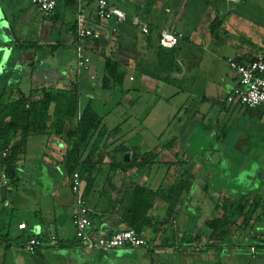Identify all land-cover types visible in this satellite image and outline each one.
<instances>
[{"label":"crops","instance_id":"1","mask_svg":"<svg viewBox=\"0 0 264 264\" xmlns=\"http://www.w3.org/2000/svg\"><path fill=\"white\" fill-rule=\"evenodd\" d=\"M107 1L121 8L117 2ZM243 1L125 0L126 6L135 11L127 14L140 16L149 27L150 34L146 36L131 24L118 26L99 20L98 0H87L90 25L98 37L84 43L91 64L87 71L79 74L77 7L74 3L61 1L52 15L45 16L30 0H0V99L16 101L24 94L35 102L40 100L44 89H77L80 95L78 114L67 123L63 136L46 133L27 137L24 150L16 161L18 179L15 184L3 179L5 173L0 167V264H8L10 259L15 264H119L121 262L117 260L127 256H144L143 250L130 247L99 254L87 250L76 239L75 199L64 158L73 142L69 135L76 130L88 106L102 117L100 134L93 140V143H99L91 159L95 165L92 175L95 183L86 195L91 230L99 236L131 229L123 218L129 204L127 195L135 185L157 190L160 187L152 188L153 176H158L162 182L172 173L166 175L162 167L150 174L147 170L134 169L124 173L118 168L121 162H126L125 156L131 155V151L122 154L113 147L119 139L115 136L119 135L121 125L116 121L117 130L111 134L110 120L112 114L124 109L125 105L131 108L127 119L131 142L134 135L145 130V140L141 138L131 147L127 142L122 144L128 149L140 146L143 152L151 153L154 148L175 139V145L183 148L182 159L199 162L196 166L202 160L212 163L215 156L218 161L227 162V166L237 160H246L247 155L250 160H262L264 150L257 159L258 154L254 148H249V144L260 134L258 125L264 123V108L250 110L228 102V96L238 86V78L229 68L228 60L247 63L264 48V43L258 39L259 36L262 39L263 33L257 35L258 40L251 39L245 35V30L240 32L234 26L235 12ZM191 10L198 16L206 13L208 20L203 27L197 24L200 17H191ZM214 23L220 25L214 28ZM171 28L180 34L181 41L174 49L177 68L168 75L159 70V36L163 30ZM109 59L125 71L117 88L104 81ZM144 97L150 100L145 110L137 111ZM163 105L172 106L165 108L172 113L171 120L177 122V132L167 142L162 141L166 130L159 136L148 130L152 128L150 118L158 107L164 112ZM143 114L147 115L146 125L141 120ZM22 138L21 133L12 134L10 146H15ZM197 138L200 142L194 144ZM191 145L197 150L204 145L210 148L205 153L196 150L194 153ZM160 150L162 155L163 147ZM90 152L91 147L82 155V163ZM1 156L5 153L0 154V164ZM132 158L131 155V161ZM207 171L204 170L208 178ZM191 183L190 192L194 195L199 190L194 181ZM207 183L211 192V180L207 179ZM183 207L189 209V220L197 225L195 204L186 201ZM156 208L159 213L154 211ZM167 209L166 203L156 202L149 213L154 225L159 226V222L167 220ZM22 224L26 229H20ZM166 224L144 230L142 236L147 241V248L151 249L156 241L166 237L167 240H178L177 234L173 236L165 230ZM52 237L58 240V245H51ZM29 239L42 240L44 246L30 254L25 250Z\"/></svg>","mask_w":264,"mask_h":264},{"label":"trees","instance_id":"2","mask_svg":"<svg viewBox=\"0 0 264 264\" xmlns=\"http://www.w3.org/2000/svg\"><path fill=\"white\" fill-rule=\"evenodd\" d=\"M219 25L214 23L213 27L215 28ZM174 49L167 50L161 47L159 54L160 62L158 64L161 73L171 75L176 70ZM105 70V83L112 84V87L114 86L113 88L119 87L120 79L125 74L123 68L117 62L109 59L105 65ZM79 99L80 95L77 89L57 91L44 89L40 100L35 102H32L24 94L20 95L16 101L0 99V154H6V156H1L0 167L10 182L15 184L18 179L16 161L24 150L27 137L44 135L46 133H51L56 137L63 136L67 123L75 119L78 114ZM101 126L102 117L92 106H88L81 115L76 130L69 135V138L73 139V142L64 158L65 168L68 175H72L78 171L82 180L87 175V184L84 187L85 197L91 192L95 183L94 178H92L95 165L91 159L93 157L92 155L99 148V143H93V140L96 135L100 134L98 132ZM16 133H21L23 138L19 143L11 147V136ZM174 145L175 139H172L164 148L171 150ZM90 147L91 152L82 163V155ZM209 148V146L204 145L199 146L198 150H195L196 152L200 151L201 153H205V150ZM117 149L122 154L130 152L123 145ZM139 159H142V163L140 164L138 163ZM205 162L207 161L202 160V163ZM156 163V157L148 153L143 156L134 155L131 162H121L118 168L126 173L135 167H138L139 171H142L146 167L147 173L150 174ZM198 163L197 161H191L181 164H170V168L180 166L181 169L178 172L174 184L167 191L162 188L154 190L146 186L135 185L133 191L127 195L129 204L123 215L124 220L130 228L142 236L147 227L158 228L169 222L174 209L179 203L178 199L185 194H187V200L192 199L193 193L190 192L192 171ZM221 163H219V166ZM225 165H228L227 162H225ZM230 166L223 171H228L231 168ZM206 170H208V179L212 181L216 177V172H212L210 168ZM261 184H264V182ZM229 192L231 197L236 198V200L232 202L227 200L224 204L217 205L216 210L223 208L224 211H228L223 219L214 217L212 220L205 222V227L211 233L209 239L212 243H208L204 248L205 250L201 249V252L205 251L207 253L213 251L215 254L218 252L217 256L220 255L221 257L223 253L226 254V247L232 241L234 229L238 228L248 231L251 226L256 229V223L264 220V198L260 194V190L240 191L237 188H233ZM159 201L168 205V217L167 220L158 221L159 226H156L153 224V218L149 216V213L156 202ZM202 237V234H198L193 239L194 242H186L190 246H183L185 243L184 238L181 240L182 245L178 249L181 247L193 248V244H199ZM236 246L240 247L237 248L236 253H248L250 256V258L247 256L246 264L260 263L261 261L264 264V238L258 239L257 235L253 236V238L246 237L244 242Z\"/></svg>","mask_w":264,"mask_h":264},{"label":"rangeland","instance_id":"3","mask_svg":"<svg viewBox=\"0 0 264 264\" xmlns=\"http://www.w3.org/2000/svg\"><path fill=\"white\" fill-rule=\"evenodd\" d=\"M110 1L113 3L117 2L122 10H124L129 15L135 13L132 7L126 6L125 0ZM238 8L239 9L237 12H235L234 16V26L238 27L237 29L240 30V32L245 30V33L247 32L245 35H248L249 38L256 40L259 39L260 43H264V41H262V39H264V36L262 37V39L260 38V36H257L260 33H263L264 35V0H244L243 3L238 6ZM190 12L191 17H200L199 23H197L200 27H203L207 23L208 19L205 17L206 13H204V15L200 12L199 15L202 14L201 17L198 16V13L194 10H191ZM224 25L225 23H223V27H225ZM148 100H150L148 99V97H144L140 102L141 105H138L137 111L145 110V105ZM165 107L169 109L172 106L169 107L163 105L162 108L164 109V112H162V109L158 107L153 113V116L150 118L149 124H151L152 128H148V130L154 136H159L162 131L166 130V134L164 135L162 141L167 142L170 140L169 138H171V136L177 132L175 127L177 122H173V120H171L172 113L166 110ZM130 109L131 108L129 106L125 105L124 109L121 108L120 110L112 114L110 120V133L114 134L117 130V128H115L116 121L117 125H121L119 135L115 136L116 139H119L116 140L113 146L114 148H120L125 142H127V145L131 147L135 141H140L141 138H144V129H142V132H138L137 135L133 136L134 141L131 142L132 139H129L128 137L129 123L127 122V119H129L130 116ZM141 115L142 114H140V116ZM146 116L147 115L143 114L141 119L142 123L144 124ZM154 122L157 123L153 125L152 123ZM258 127V132L260 134L253 138L251 140V143L249 144V148H254L253 150L255 154H258L257 159L260 158V153L264 150V123L262 125H258ZM143 140H145V138ZM195 142L199 143L200 139L197 138L196 141H194V144ZM161 147H163L162 155L160 150ZM191 148L192 152L195 153V146L191 145L190 149ZM182 149L180 146L174 145L171 150H168L165 149L163 145L152 150L151 155L155 156L157 161L156 165L153 167V170H159L162 167V170L166 172V175H168L172 171L171 175H169L167 178H164L162 182L159 181L160 178L158 176L155 177L154 175L153 180H155V183H153L152 188L160 187V189L162 188L163 190L167 191L172 187L181 167L178 166L170 168L169 165L191 162L190 160L182 159ZM128 150L131 151L130 153L132 156H143L145 154H148L143 152L140 146H134ZM194 153H192V155H195ZM217 157L218 156H215L212 163H200L194 168L195 171L192 175L191 182H195V184L198 186L199 191L193 195L192 199H190L189 201V204H195L194 211L197 214L195 224H197L198 222L199 223L197 225H194V222L192 223L189 220L190 216L188 209L186 207L181 208L184 202H188L187 194H185L183 197L178 199L179 203L174 209L176 210V212L174 211L172 213L169 222L165 225V230L169 233L171 232L170 234L173 236L174 234H177L176 237L178 238V240H167V237L164 239H160L155 242L156 245H154V247H152L151 249L150 247L139 248L143 250L142 254H144V256H127L125 258L117 260L118 262H121L119 264H151V262L152 264H246L245 261H247V256H249L248 253H236L237 248H240L236 245L244 242V239L246 237L253 238V236L257 235L258 239L264 238V220H260V223H256L257 230L253 226H251L248 231L238 228L234 229L232 241L229 246L226 247V254L223 253L221 257L220 255L217 256L218 252H216V254L213 251L207 253H205V251L201 252V249H204L208 243H212V241L209 239V235L211 233L208 228L205 227V222L207 220H212L214 217L223 219L226 216L228 211H224L223 208H218L216 210V207L218 204H224L227 200L231 202L236 200V198L231 197L229 192L233 188H237L240 191L260 190V194L264 198V184H261L262 182H264V157L262 158V160H250L248 159L250 156L247 155L245 156L246 160L244 161L237 160L231 162V168L226 172L223 170L228 169L229 166L226 167L225 162L218 161ZM242 157H244V155ZM107 162L109 163L110 161ZM220 162L222 163L219 166ZM138 163H142V159H139ZM206 165L208 168L210 167L212 172H216V177H214L210 184L211 192L208 191V178L206 177L204 172V170L207 169ZM134 170L139 171L138 167H135ZM144 170H146V167L142 170V172ZM86 182L87 177L83 181V186H85ZM251 197L253 196L251 195ZM154 211H156V213L160 212L159 208H156ZM174 214L177 215L175 216ZM194 226H196L194 235L196 236L198 234H202L203 236L200 240V243L193 244V248L184 247V249L182 250L178 249V247L182 245V238H185V243L183 244V246H190L186 242H194L193 238L195 237L192 236L194 232ZM184 233L185 235H183ZM174 250L179 251L177 252ZM262 262L263 261H261L260 263L256 262L251 264H262ZM8 264L15 263L14 261L12 262V259H10Z\"/></svg>","mask_w":264,"mask_h":264},{"label":"built area","instance_id":"4","mask_svg":"<svg viewBox=\"0 0 264 264\" xmlns=\"http://www.w3.org/2000/svg\"><path fill=\"white\" fill-rule=\"evenodd\" d=\"M30 1L45 16L52 15L61 1H68L76 5L77 71L79 74L87 71L91 64V58L84 47V43L98 37L90 25L86 9L87 0ZM97 17L101 21L114 22L118 26L131 24L134 28H139L144 35L147 36L150 34L149 27L144 24L140 16L131 17L117 5L111 4L107 0H98ZM114 32L117 33V29H114ZM180 41L181 36L175 28L163 30L159 36V45L167 50L178 47ZM228 65L238 78V86L228 96V102L230 104L242 105L250 110L264 108V49L260 50L256 56L247 63L229 59ZM3 179H6L5 174ZM70 186L75 199L73 220L76 229V239L81 246L89 251L103 254L125 247L138 249L147 247L146 239L138 235L133 229L118 231L110 236H99L92 232L90 209L84 194L83 180L78 171L71 175ZM20 229H26V225H20ZM50 243L56 246L58 245V240L52 237ZM43 246L44 242L42 240L29 239L25 244V250L30 254H34Z\"/></svg>","mask_w":264,"mask_h":264},{"label":"water","instance_id":"5","mask_svg":"<svg viewBox=\"0 0 264 264\" xmlns=\"http://www.w3.org/2000/svg\"><path fill=\"white\" fill-rule=\"evenodd\" d=\"M125 161H126V162H131V155H130V154H127V155L125 156Z\"/></svg>","mask_w":264,"mask_h":264}]
</instances>
